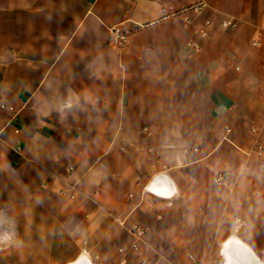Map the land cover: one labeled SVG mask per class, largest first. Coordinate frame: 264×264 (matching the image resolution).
Wrapping results in <instances>:
<instances>
[{
    "label": "crops",
    "instance_id": "crops-1",
    "mask_svg": "<svg viewBox=\"0 0 264 264\" xmlns=\"http://www.w3.org/2000/svg\"><path fill=\"white\" fill-rule=\"evenodd\" d=\"M194 1L0 0V246L8 199L40 247L16 260L264 264V0ZM136 220L212 233L147 258Z\"/></svg>",
    "mask_w": 264,
    "mask_h": 264
},
{
    "label": "rangeland",
    "instance_id": "rangeland-1",
    "mask_svg": "<svg viewBox=\"0 0 264 264\" xmlns=\"http://www.w3.org/2000/svg\"><path fill=\"white\" fill-rule=\"evenodd\" d=\"M13 29V26L9 22H2L0 23V30L2 31V34L0 36V52H6V55L8 57H13L16 58L19 57V54H15L13 51H11L10 48V33L11 30ZM14 43L18 42L21 44L24 42V39H14ZM2 111H5L3 109H0ZM8 112H13L6 110ZM3 152V151H2ZM4 154V153H2ZM4 157H9L12 158L10 154H5L3 155ZM24 189L27 188V185L25 182H23ZM213 188L218 187L212 184ZM1 191H6L8 190L7 186L4 184L0 187ZM129 194L131 195L129 199L131 200L133 198V195L135 192L133 190H130ZM3 208L6 207V212L4 213L5 216H7V223L3 225L2 228V234L3 238L1 241V246H0V264H26L24 261H18L16 260L17 257L24 256L26 253H36L39 251V246H35L36 240L39 238L38 235H36V230H29L26 228L25 224V218L24 216L19 213L14 211V208H10L11 206L9 203L8 199H3ZM213 206L217 205V200L214 199V202L212 203ZM170 205V204H169ZM186 205V204H185ZM188 205L191 206V203H188ZM164 207V208H163ZM162 208L164 211L165 210V205L162 204ZM152 216L150 217V219ZM153 220V219H151ZM168 220H164V223ZM135 223H138L141 228L144 229V233L142 235V240H136L132 236L130 231H125L128 234V239H127V245L129 246L130 244H133V242L138 243V248L135 249L134 251H131V253H135L138 251V249H144L143 256H146L147 258H153L154 256V248H161L162 250H165L169 248L167 245H160L162 243H167V242H162L164 238L167 239H172V238H185L188 240H192L195 245L188 247V252H187V257L190 261L196 263L194 260V251H196L198 247V244L200 241H202L205 238H208L211 236L212 231H202V230H169L167 228H163L162 226H159L158 228H153L149 229L146 227V225L142 222L135 221ZM163 223V224H164ZM166 225V223H165ZM131 226V225H130ZM38 232V231H37ZM30 241L33 243L31 246H27L26 241ZM161 246V247H160ZM132 247V245H131ZM193 253V254H192ZM216 264H221L216 262Z\"/></svg>",
    "mask_w": 264,
    "mask_h": 264
},
{
    "label": "built area",
    "instance_id": "built-area-1",
    "mask_svg": "<svg viewBox=\"0 0 264 264\" xmlns=\"http://www.w3.org/2000/svg\"><path fill=\"white\" fill-rule=\"evenodd\" d=\"M206 5V0H195L191 5H190V9L194 10V11H200L204 6ZM225 27L229 26L228 22H223L222 23ZM233 26V25H232ZM125 40V32L119 28V27H114L111 29V37H110V42L114 45H119L121 44L123 41ZM258 42L256 40L253 41V45H257ZM0 109L3 110H9V111H14V108L12 105H8L2 98H1V94H0ZM15 132L18 131V129H14ZM257 150L260 153V151L262 150V146L260 144H257ZM158 178V177H154L153 179ZM225 175L223 172L218 171L215 173L214 177H213V184L215 186H220L225 182ZM166 185V184H163ZM167 189V188H166ZM168 191V189L166 190ZM166 193V192H165ZM129 231L131 232L132 236L134 237V239L136 240H142V235L144 233V229L140 227V225L138 224H133L131 225V227L129 228ZM132 248L133 249H137L138 248V243L137 242H133L132 244Z\"/></svg>",
    "mask_w": 264,
    "mask_h": 264
},
{
    "label": "bare ground",
    "instance_id": "bare-ground-1",
    "mask_svg": "<svg viewBox=\"0 0 264 264\" xmlns=\"http://www.w3.org/2000/svg\"><path fill=\"white\" fill-rule=\"evenodd\" d=\"M149 184H151L152 186H153V189H155V190H158V191H162V194H164V195H167L166 193H167V189H165V190H161L160 188H159V186H158V184H159V179L158 178H155V179H152L150 182H149ZM169 189V188H168ZM157 191V192H158ZM166 192V193H165Z\"/></svg>",
    "mask_w": 264,
    "mask_h": 264
}]
</instances>
